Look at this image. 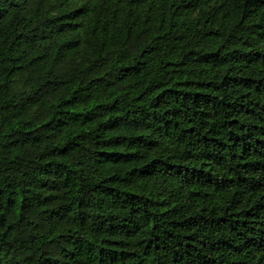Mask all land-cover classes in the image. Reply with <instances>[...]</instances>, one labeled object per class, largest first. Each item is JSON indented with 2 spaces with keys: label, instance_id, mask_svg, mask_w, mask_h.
<instances>
[{
  "label": "trees",
  "instance_id": "16d2710c",
  "mask_svg": "<svg viewBox=\"0 0 264 264\" xmlns=\"http://www.w3.org/2000/svg\"><path fill=\"white\" fill-rule=\"evenodd\" d=\"M0 264H264V0H0Z\"/></svg>",
  "mask_w": 264,
  "mask_h": 264
}]
</instances>
